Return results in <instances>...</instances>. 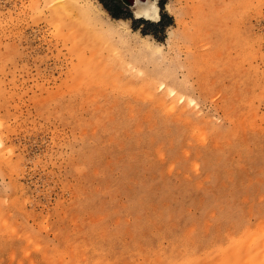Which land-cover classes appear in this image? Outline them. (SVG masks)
Instances as JSON below:
<instances>
[{
  "label": "rangeland",
  "instance_id": "1",
  "mask_svg": "<svg viewBox=\"0 0 264 264\" xmlns=\"http://www.w3.org/2000/svg\"><path fill=\"white\" fill-rule=\"evenodd\" d=\"M84 1L0 0V264H264V0Z\"/></svg>",
  "mask_w": 264,
  "mask_h": 264
},
{
  "label": "bare ground",
  "instance_id": "2",
  "mask_svg": "<svg viewBox=\"0 0 264 264\" xmlns=\"http://www.w3.org/2000/svg\"><path fill=\"white\" fill-rule=\"evenodd\" d=\"M45 1L48 2L47 12H48L49 19L53 20L54 22H65V23L66 22H69V23L72 22V23H75L74 25H77L83 31L82 32L83 34L79 33V35H78L79 42H84L83 39L86 40V42L91 41V42H89V43H91L89 46H91L93 49L99 48L100 44H103V42L106 41L105 38H103V35H101V34H106L109 37V39L110 38L112 39L114 37L118 38V41L120 42V44L124 45L125 47H127L126 44L128 45L129 42L131 43V41L134 40L133 39V40H130L129 42H127L126 37L133 36L130 33L129 22L127 20L116 19L114 25H110L109 27H105L103 25L104 23L103 24L101 23V18H100L101 15L99 13H97L94 9H92L91 5H86L84 0H68L69 1L68 3L66 0H49V1L45 0ZM46 5H47V3H46ZM44 6H45V4H44ZM70 7H72V8H70ZM128 7L130 8V11L133 15V18H135V19H143V20L149 21V22H157L159 20V17H160L159 6L157 5L155 0H132V3ZM166 10H168V8H166ZM81 30H79V31H81ZM132 32H134V31H132ZM84 36H87L88 38H84ZM124 37H125V39H124ZM107 42H109V41H107ZM132 45H135L136 52L138 50L140 53L146 54L150 57L160 55L161 47L159 45L154 44L151 41H149L146 38V36H142L141 38L136 39L135 44H134V42H132ZM83 46L85 47V45H83ZM128 47H130V46H128ZM92 48L90 50V47H89L88 51L90 50L89 53L91 52V54H95L96 51L93 52ZM107 50H109V53H111V54L106 56L108 58L110 55L112 56V58H114L113 56H115L116 58H118V57L120 58L122 55L120 53V51H118L119 49L116 48V46H114V45L110 46L108 44ZM97 53H99V52H97ZM83 54H84V49H83ZM105 55H104V57H105ZM122 58H120V59H122ZM125 60H126V58H125ZM109 63H111V62H109ZM9 226H11V225H9ZM4 229H5V227H4ZM8 231H9V229H8ZM13 233H14V231H13ZM15 233H17V232H15ZM27 236H28V233H27Z\"/></svg>",
  "mask_w": 264,
  "mask_h": 264
},
{
  "label": "water",
  "instance_id": "3",
  "mask_svg": "<svg viewBox=\"0 0 264 264\" xmlns=\"http://www.w3.org/2000/svg\"><path fill=\"white\" fill-rule=\"evenodd\" d=\"M124 5L129 6L132 3V0H120Z\"/></svg>",
  "mask_w": 264,
  "mask_h": 264
},
{
  "label": "crops",
  "instance_id": "4",
  "mask_svg": "<svg viewBox=\"0 0 264 264\" xmlns=\"http://www.w3.org/2000/svg\"><path fill=\"white\" fill-rule=\"evenodd\" d=\"M120 7H122L121 5H120ZM124 7H126V8H128L129 10H130V8L128 7V6H126V5H124ZM108 12L110 13V12H112L113 13V11H111V10H109L108 9ZM131 12V11H130ZM116 14V13H115ZM119 16H117V18H118Z\"/></svg>",
  "mask_w": 264,
  "mask_h": 264
},
{
  "label": "trees",
  "instance_id": "5",
  "mask_svg": "<svg viewBox=\"0 0 264 264\" xmlns=\"http://www.w3.org/2000/svg\"><path fill=\"white\" fill-rule=\"evenodd\" d=\"M104 8H105L106 10H108L105 6H104ZM110 14H111L113 17H117V14H115V13L110 12Z\"/></svg>",
  "mask_w": 264,
  "mask_h": 264
}]
</instances>
